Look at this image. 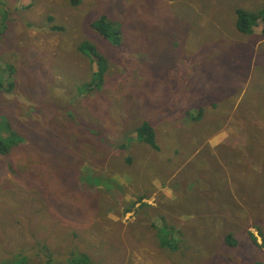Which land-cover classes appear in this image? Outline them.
<instances>
[{
  "label": "rangeland",
  "instance_id": "obj_1",
  "mask_svg": "<svg viewBox=\"0 0 264 264\" xmlns=\"http://www.w3.org/2000/svg\"><path fill=\"white\" fill-rule=\"evenodd\" d=\"M237 10L264 0H0V264H264V23Z\"/></svg>",
  "mask_w": 264,
  "mask_h": 264
},
{
  "label": "trees",
  "instance_id": "obj_2",
  "mask_svg": "<svg viewBox=\"0 0 264 264\" xmlns=\"http://www.w3.org/2000/svg\"><path fill=\"white\" fill-rule=\"evenodd\" d=\"M259 21H262L264 23V12H261L260 14H255L249 11H244V10H237V29L240 33L242 34H252L254 27L257 26V24L259 23ZM94 29L99 32L100 34L104 35L105 37L109 38L112 37L114 35H119L122 34L121 30H119L118 28H116L117 31H113L112 28H115V25L111 22H109L105 17H102L100 19H97L94 24H93ZM110 29L111 32H110ZM80 50L82 52L87 53V55L93 60L96 61L98 63L99 60V71L97 72V75H100L102 77H104L105 74V66L107 64L106 59H104L103 57H101L94 46H91L87 43L82 44V46L80 47ZM98 78V77H97ZM2 83L0 82V87H2ZM12 87V84L10 85ZM0 127V154L6 155L9 151H11V148L15 145V141L13 140V138H15L16 136H12L11 139L9 141L6 142V137L4 136V134L7 132V130H11L10 129V125L7 122V120H5V118L3 119V122L1 123ZM4 132V133H3ZM138 138L140 139L141 142L146 143L147 145H149L153 150L158 151L159 147L157 145V141H156V135L155 132L153 130V128L148 124V123H144L138 130ZM217 191L219 190L218 186H216ZM162 233H166L168 234V230L166 228H162L161 230ZM231 238L228 237L227 238V243L230 245L235 244V241L230 240ZM167 245H170L169 243L164 242L163 246L167 247ZM69 263L71 264H92L90 262V259L88 257H84V258H77L75 256L72 255V257L70 259L67 260ZM17 264H25L26 258H18L17 261H15ZM46 262L48 263H52V259H48ZM255 264H262V263H255Z\"/></svg>",
  "mask_w": 264,
  "mask_h": 264
},
{
  "label": "crops",
  "instance_id": "obj_3",
  "mask_svg": "<svg viewBox=\"0 0 264 264\" xmlns=\"http://www.w3.org/2000/svg\"><path fill=\"white\" fill-rule=\"evenodd\" d=\"M157 141V140H156ZM220 141L213 143V146H216L217 144H219ZM158 145V144H157ZM149 146V145H148ZM159 147V146H158ZM156 151V150H154ZM212 154L214 155V158H216V160L218 162H222L224 160L225 155L220 154V149L219 148H211ZM156 152H160V148L158 151Z\"/></svg>",
  "mask_w": 264,
  "mask_h": 264
}]
</instances>
